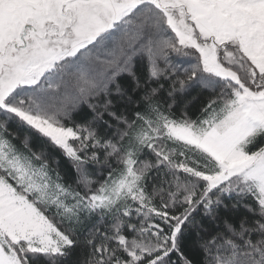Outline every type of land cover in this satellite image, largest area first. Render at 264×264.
I'll use <instances>...</instances> for the list:
<instances>
[{
	"label": "snow or ice",
	"instance_id": "1",
	"mask_svg": "<svg viewBox=\"0 0 264 264\" xmlns=\"http://www.w3.org/2000/svg\"><path fill=\"white\" fill-rule=\"evenodd\" d=\"M0 264H264V0H0Z\"/></svg>",
	"mask_w": 264,
	"mask_h": 264
}]
</instances>
